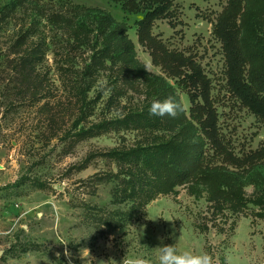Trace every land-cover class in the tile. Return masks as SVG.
Listing matches in <instances>:
<instances>
[{
    "label": "rangeland",
    "instance_id": "obj_1",
    "mask_svg": "<svg viewBox=\"0 0 264 264\" xmlns=\"http://www.w3.org/2000/svg\"><path fill=\"white\" fill-rule=\"evenodd\" d=\"M174 3L172 17L157 20L154 34L202 64L229 147L239 156L261 154L264 121L231 92L222 42L214 34L226 0ZM71 6L99 8L126 22L139 59L163 75L138 41L142 13L126 12L112 0H0V264H122L137 257L155 262L160 238L180 252L207 253L215 264H264V155L241 171L244 206L190 184L142 204L130 194L127 167L102 156L84 163L91 152L147 144L171 133L118 121L145 104L142 80L118 70L93 72L92 104L75 127L82 116L77 92L92 51L44 16ZM261 23L264 28V11ZM29 52L38 58L27 82L16 63ZM176 88L189 113L188 93ZM105 121L112 123L98 134L76 135ZM157 216L173 221L150 220Z\"/></svg>",
    "mask_w": 264,
    "mask_h": 264
},
{
    "label": "trees",
    "instance_id": "obj_2",
    "mask_svg": "<svg viewBox=\"0 0 264 264\" xmlns=\"http://www.w3.org/2000/svg\"><path fill=\"white\" fill-rule=\"evenodd\" d=\"M112 1L121 4L126 12L143 14L136 22L138 41L147 48L153 64L161 68L163 75L146 70L129 36L128 24L117 21L110 13L99 8L71 6L44 14L52 23L68 30L80 47L92 51L91 61L82 73L85 85L77 92L82 116L74 125L78 127L85 109L92 104L88 94L93 72L118 70L131 74L134 80H142L145 95V104L139 113L118 121H131L135 126L153 130L164 129L171 135L130 148L91 152L84 163L102 156L127 167L129 179L125 181L130 194L137 195L142 204L160 194L171 193L178 186L190 184L194 188L203 186L213 197L244 206L246 185L241 171L263 157L264 150L261 154L256 151L239 156L229 147L219 126L212 80L202 64L192 54L171 49L154 34L157 20L172 17L174 0ZM263 11L264 0H226L214 24V34L222 42L231 92L264 121ZM37 55L29 52L17 60L18 72L27 82L33 79ZM176 85L190 97L189 113L184 107L175 118L150 115V105L156 100L172 97L184 106ZM110 123H94L76 135L80 139L98 134Z\"/></svg>",
    "mask_w": 264,
    "mask_h": 264
},
{
    "label": "clouds",
    "instance_id": "obj_3",
    "mask_svg": "<svg viewBox=\"0 0 264 264\" xmlns=\"http://www.w3.org/2000/svg\"><path fill=\"white\" fill-rule=\"evenodd\" d=\"M144 67L148 72L151 71L150 65L146 64ZM182 111H184V106L180 102L174 100L172 97H168L163 101L160 100L153 101L149 108L150 115L159 116V117L171 116L175 118L178 115V113ZM157 218H163V217L157 216L150 220H155ZM163 219L166 221H173L171 219H165V218ZM141 233L143 234V229H141ZM172 235H174V232ZM160 239H161V245L154 248L155 251L158 253L155 262L149 258L137 257L132 260L124 259L122 264H215L213 257L207 253L194 254L190 251L180 252L175 246V244L174 245L164 244L163 243L164 238H160ZM68 243L69 242L61 241V244L67 245ZM85 249L87 250L88 257L91 258L90 250L87 248ZM65 255L70 256V253L67 250H65ZM57 256L59 257V253L57 254ZM110 260L113 259H109L107 262H105L104 260H100L98 261V264H109Z\"/></svg>",
    "mask_w": 264,
    "mask_h": 264
}]
</instances>
